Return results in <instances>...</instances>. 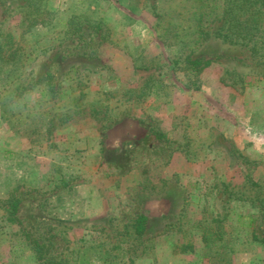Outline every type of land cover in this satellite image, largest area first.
<instances>
[{"label": "rangeland", "instance_id": "1", "mask_svg": "<svg viewBox=\"0 0 264 264\" xmlns=\"http://www.w3.org/2000/svg\"><path fill=\"white\" fill-rule=\"evenodd\" d=\"M24 5L0 0V264H264V60L195 44L194 0Z\"/></svg>", "mask_w": 264, "mask_h": 264}, {"label": "trees", "instance_id": "2", "mask_svg": "<svg viewBox=\"0 0 264 264\" xmlns=\"http://www.w3.org/2000/svg\"><path fill=\"white\" fill-rule=\"evenodd\" d=\"M24 2L26 8L24 20L28 29L49 23L51 11L47 8L48 0H24ZM194 3L198 5L193 13L196 23L191 32L195 44L209 39L208 29L216 24L218 26L216 35L219 38L231 45L246 47L253 56L264 60V0H194ZM7 51L9 50L5 48L0 37V55ZM212 64L213 60L192 58L191 54L187 55L184 66L187 71L188 87L199 90L201 76ZM47 79L51 85L52 76L48 75ZM8 204L11 221H18L20 200L13 198ZM147 226L148 217L140 215L133 225L135 235L143 236ZM259 241L264 243V239ZM32 242L37 258L44 260L43 247L35 240Z\"/></svg>", "mask_w": 264, "mask_h": 264}]
</instances>
